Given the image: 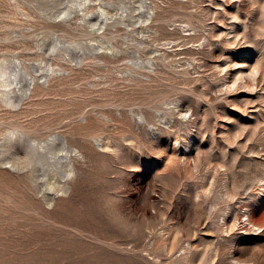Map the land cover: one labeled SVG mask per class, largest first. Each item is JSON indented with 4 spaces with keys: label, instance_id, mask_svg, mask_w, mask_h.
<instances>
[{
    "label": "rangeland",
    "instance_id": "rangeland-1",
    "mask_svg": "<svg viewBox=\"0 0 264 264\" xmlns=\"http://www.w3.org/2000/svg\"><path fill=\"white\" fill-rule=\"evenodd\" d=\"M0 264H264V0H0Z\"/></svg>",
    "mask_w": 264,
    "mask_h": 264
},
{
    "label": "bare ground",
    "instance_id": "bare-ground-1",
    "mask_svg": "<svg viewBox=\"0 0 264 264\" xmlns=\"http://www.w3.org/2000/svg\"><path fill=\"white\" fill-rule=\"evenodd\" d=\"M58 138H59V136H58ZM59 139H60L61 143H64V139L62 137H60Z\"/></svg>",
    "mask_w": 264,
    "mask_h": 264
}]
</instances>
